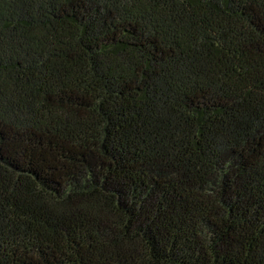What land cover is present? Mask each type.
<instances>
[{"label":"trees","instance_id":"1","mask_svg":"<svg viewBox=\"0 0 264 264\" xmlns=\"http://www.w3.org/2000/svg\"><path fill=\"white\" fill-rule=\"evenodd\" d=\"M0 264H264V0H0Z\"/></svg>","mask_w":264,"mask_h":264}]
</instances>
